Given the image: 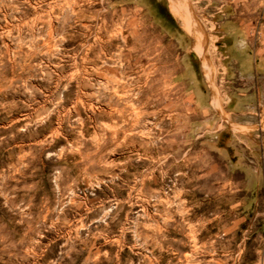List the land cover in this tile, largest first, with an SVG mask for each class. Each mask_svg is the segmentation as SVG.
Segmentation results:
<instances>
[{
    "label": "rangeland",
    "instance_id": "rangeland-1",
    "mask_svg": "<svg viewBox=\"0 0 264 264\" xmlns=\"http://www.w3.org/2000/svg\"><path fill=\"white\" fill-rule=\"evenodd\" d=\"M148 1L163 12L0 0V264H264V203L236 187L237 203L218 201L212 139L264 140V0H192L217 39L211 74L185 28L162 35L170 0ZM236 37L255 78L225 53ZM253 89L246 126L229 95Z\"/></svg>",
    "mask_w": 264,
    "mask_h": 264
},
{
    "label": "crops",
    "instance_id": "crops-1",
    "mask_svg": "<svg viewBox=\"0 0 264 264\" xmlns=\"http://www.w3.org/2000/svg\"><path fill=\"white\" fill-rule=\"evenodd\" d=\"M144 7L155 10L157 3L149 2L147 0V2L144 3ZM165 11L167 13L160 14L161 21L158 24L160 30L162 31V35L166 39L173 41L176 39L179 41V39L175 38L177 34L183 37L181 41H184L183 39H185V32L182 26H180V21L171 11V3L170 11L168 7L165 8ZM177 20L179 21L180 25L178 24ZM232 42L234 43L233 47L231 46ZM224 47L227 49L225 51L227 57L231 58L233 65L238 69L237 73L242 75L243 71L245 70L247 72L246 76L255 78L256 74L258 73V59L256 54L251 55L246 50L244 41L241 38L236 37L233 40H227L224 44ZM259 96V89H253L247 94L231 93L229 95L228 105L234 119H242L241 124L246 126L253 123V119L248 115L251 107L254 105V102L259 100ZM211 97L207 94H200L199 104L202 109L207 110L212 107ZM220 121L221 117L218 115L217 123L219 124ZM207 122L210 123V120ZM217 123L215 122V125ZM256 138L257 136L251 137L249 135L239 138L235 137L234 134H231V136L228 137L219 131L218 133L214 134V136H212V139L218 145L215 154L218 157V178L216 180V186H218L219 202H222L221 197L230 196L229 201L231 203H237L238 199H236V194H238V192H233V188L236 187L237 191L239 189L243 190V196L245 197L244 202L264 203V140L259 141ZM231 154H236L244 158L241 162L243 164H240L241 168L239 166L233 165V163H231L230 166L226 165L223 156H230ZM250 156H254V158ZM256 157H258V160ZM224 187L230 188V192L222 194V189ZM228 229L229 230L223 231H227L229 235H233L235 230H232V227Z\"/></svg>",
    "mask_w": 264,
    "mask_h": 264
},
{
    "label": "bare ground",
    "instance_id": "bare-ground-1",
    "mask_svg": "<svg viewBox=\"0 0 264 264\" xmlns=\"http://www.w3.org/2000/svg\"><path fill=\"white\" fill-rule=\"evenodd\" d=\"M170 3L172 13L178 18L182 27L194 36V51L201 58L203 69L207 72V74H211L216 63V55L214 54V50L216 48L215 43L217 40L210 34L212 24L201 20L195 21L194 13L197 8L195 3L192 4V0H170ZM217 91L218 94L216 97L218 98L215 99V102L220 104L219 90Z\"/></svg>",
    "mask_w": 264,
    "mask_h": 264
},
{
    "label": "flooded vegetation",
    "instance_id": "flooded-vegetation-1",
    "mask_svg": "<svg viewBox=\"0 0 264 264\" xmlns=\"http://www.w3.org/2000/svg\"><path fill=\"white\" fill-rule=\"evenodd\" d=\"M159 6V8H158V10L159 11H161L162 10V12H163V8H162V6H160V5H157V7Z\"/></svg>",
    "mask_w": 264,
    "mask_h": 264
}]
</instances>
